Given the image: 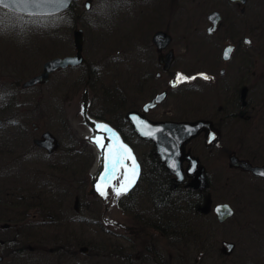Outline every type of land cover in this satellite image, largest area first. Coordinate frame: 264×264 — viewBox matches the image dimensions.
I'll return each mask as SVG.
<instances>
[{"label": "rangeland", "instance_id": "1", "mask_svg": "<svg viewBox=\"0 0 264 264\" xmlns=\"http://www.w3.org/2000/svg\"><path fill=\"white\" fill-rule=\"evenodd\" d=\"M83 1L77 0L78 5ZM144 1L106 0L103 5L109 10L98 17L95 14H99L97 12L102 4L92 5L91 23L98 24L99 28L89 29L87 24H90V18L82 16L78 27L84 32L83 55L90 67L111 65L120 62L126 51L132 53L137 40H140L137 46L140 47L147 44L154 31L165 30L171 38L168 48L173 51L174 65L170 70L173 76L177 79L178 74L185 72L187 77L195 78L187 79L188 90L183 96L180 92L185 81L177 79L173 94L154 114L157 120L209 121L212 128L218 131L217 146L210 151V155L201 145L202 133L189 143V147L202 162L205 173L216 175L215 184L209 189L208 208L227 202L234 211L233 216L222 224L214 223L212 218L210 253L200 264H264V183L228 167L225 155L233 151L245 158L248 157L247 151H258L257 154H263L261 160L264 162V0H246L241 14L240 7L232 5L229 8L224 0H177L178 16H175L176 8L173 5L172 18L169 17L168 22L165 11L160 14L149 10L147 6L140 7L142 9L137 16L134 7L137 8ZM149 11L157 17H152ZM211 11L220 14L221 27L215 34L206 35L205 15ZM71 25L72 22L65 15L43 19L22 18L0 10V226L15 227L13 224L19 222L15 221L16 214L26 215V210L27 221L37 224L28 230L30 236L27 239L6 243V247L0 246V255H6L0 264H97L93 251L84 257L76 250L81 246L101 244L90 224L101 215L100 202L107 207L102 216L116 221L120 218L110 194L122 183L123 173L126 168L130 169L132 160L125 159L124 166L115 164L114 175L103 190L106 195L100 196L101 201L97 199L98 196L91 192L98 188L99 179L91 175L96 161L94 148L97 146L86 138L92 132L81 114L83 85L76 84V79H80L79 72L56 73L44 85L24 90L20 88V83L36 75L46 60L72 53ZM81 25H86V28L83 29ZM243 37L248 38L247 46L241 41ZM230 42L238 43L239 49L232 53L234 58L228 65L214 63L222 46ZM244 53L250 66L246 78L242 84L238 83V87L245 90L246 98L257 113L254 117L250 111L241 117H225L233 109L225 107L220 85L227 79L219 81L217 71L221 67L227 69L235 64L237 66L240 61L238 56L240 59ZM106 67L112 73L103 79H112L117 83V70ZM199 74L209 77L206 85L200 82ZM157 85L168 90L167 86ZM96 88H87L85 113L91 120L103 122L90 116V113H98L99 95ZM128 90L124 94L130 99L133 96L131 86ZM140 103H129L128 109ZM245 115L250 116L245 118ZM42 132H49L59 144L64 143L68 136L84 143L91 151V166L86 167V163H82L75 170L70 166L68 170L47 169L45 154L32 144V140L38 139ZM148 149L146 145L136 147L135 152L130 149L135 162L136 156H145ZM96 150L101 152L106 170L105 153L100 148ZM77 181L81 183L77 185ZM79 185L83 186L84 193L77 198L76 188ZM6 192L15 194V199H12L15 203L11 206L7 203ZM31 192L33 195H30ZM47 198L50 201L46 205L50 217L46 218V224L38 225L40 218H37L34 210L46 208L43 203H46ZM52 210H56V213ZM10 218L13 221L11 223ZM51 219L55 220L54 223L48 224ZM125 222L128 223L127 220ZM112 231L120 233L117 229ZM1 233L4 237L13 235L12 231ZM72 237L74 240L78 238L83 244L75 247L70 258L65 249H72L66 245ZM227 242L234 245L233 251L229 256H220L218 251ZM155 245L158 250L159 245L164 248L161 239H156ZM164 250L173 254V249H168V246ZM114 260L100 261L118 264ZM182 264L188 262L182 261Z\"/></svg>", "mask_w": 264, "mask_h": 264}, {"label": "flooded vegetation", "instance_id": "2", "mask_svg": "<svg viewBox=\"0 0 264 264\" xmlns=\"http://www.w3.org/2000/svg\"><path fill=\"white\" fill-rule=\"evenodd\" d=\"M105 1L106 0L90 3V7L94 4H97V3L102 4L101 9L99 10V12H97L99 14H95L96 17L101 16V14H105L109 10V8H106V9L104 8L103 4L105 3ZM224 1L227 4V6H229V8L232 5L238 6V4H236V3H229L226 0H224ZM120 4H122V3H120ZM173 5H175V8H176L175 9L176 10L175 16H178L179 12H178L177 0H145L141 4H138L137 8L134 7V10L136 9L135 13L137 14V16H138V13L142 9V8L141 9H139V8L143 7V6H147V8H150L149 10H151V11H158L160 14L163 13V11H165L166 22H168V18L169 17L172 18L171 12H173ZM118 8H120V7H117V9ZM116 10H113V12ZM89 11H90V9H89ZM89 11H86V12H89ZM149 13L152 17H154V18L157 17L155 13H151L150 11H149ZM239 13L240 14L242 13L240 8H239ZM83 16H88V15H83ZM146 17H148V16H146ZM139 18H141V17H139ZM220 18H221V16H220ZM141 20L142 19H140V21ZM205 21H206V15H205ZM220 22H221V20H220ZM207 27H208V24H207ZM220 27H221V24L219 23L215 33L217 32V30ZM206 28L204 29V33H205ZM138 30L139 29H137V31ZM157 32H162L169 38L168 45L163 50H160V51H158L156 49V47L154 46V44L151 41L152 36ZM70 37H71V33H70ZM244 38H247V37H243L241 39L242 43H243ZM223 40H225V38ZM203 42H204V40H203ZM170 43H171V38L165 32L164 29H163V31L162 30H156L151 34L149 40H147V44H142V46L137 47L140 44V40H137L135 43L134 49L132 50L133 51L132 53L128 54L130 51H126V54H123L122 60L120 62L113 63L111 65L110 64L106 65V66L111 67L112 70H117V72L115 74H117L118 90L122 95L123 101L125 102L124 106L122 108V116H123L124 120H125L126 114L128 112H135V113H138L139 115L143 116L149 123H159V122H164V121L173 122L172 120H162V119L157 120V118H156L157 115L154 114V111L161 107V105L166 100V98L173 94V91L177 86V79H176V77L173 76V73L170 71L172 69V66L174 65L173 51L170 48H168ZM225 45H231L232 46L233 51L231 52L230 59L226 62H223L221 60V57H220V54H221V50H220V53L217 54V57H216V60L214 61V63L217 62L218 64L223 63L224 65H228L230 63L231 59L234 58V55L232 57V53L236 52L239 49L238 43H232V42L225 43L222 47H224ZM71 48H72L71 54L60 56V57L73 55L74 48H73L72 38H71ZM169 51H171V54H172L170 56L169 63H167V64L161 63L160 60L163 59ZM82 56L86 62L85 64H83L81 67H78V68L75 67L72 69H65L64 71H68L69 73H75L77 69L84 68L86 77H88V74H89L88 63H87V60L84 57V55H82ZM240 57L241 58L239 59V56H238V60H240V61L237 64V66H235L236 65L235 64L234 66L227 68L228 70L225 67H221L217 71V76H218L219 81H224L225 78L227 79V82L220 85V86H222V87H220L221 88L220 92H221V94L224 95V100H225V104H226L225 107L226 108L231 107L233 109L232 111L229 112L228 115H225V117L228 116L229 118H232L233 116L234 117L235 116L241 117L242 115L245 114V112H248V111H250V115H252V117H254V115L257 113L254 110V108L252 107L250 100L246 98L245 90L238 87V83L242 84L244 81V78H246L247 69H249V66H250V63L247 62L248 58L246 56V53L242 54V56H240ZM242 61H244V62H242ZM221 69L223 70L222 75H220L218 73ZM108 70H110V69L107 67V70L104 72V76L108 75L109 73H112V72H109ZM64 71H56L53 74L64 72ZM182 76L187 77L185 72H183ZM198 78L203 85H206L207 80L204 79L202 75L199 74ZM172 81H175V87H173V88H171L172 86H170V83ZM183 81H185V85L182 88V92H180L182 94L181 96H183L184 94H187V90H188V84H187L188 80L183 79ZM196 81H197V79H196ZM237 81H239V82H237ZM158 83L162 84L163 87L167 86L168 90L158 88V85H157ZM127 86L128 87L131 86V88H132L133 96H131L130 99L128 98V95L125 96V94H124V92L127 93L129 91ZM147 91L149 93H145ZM160 93H165V96L162 99V101L160 103H158L154 108L143 113L141 111L142 105L145 102L152 99L155 95L160 94ZM131 98H133V100H131ZM128 100H129V103H131V104L134 102L135 103L139 102V101L141 103L139 104V106L137 105V107L135 105H133L132 107H134V108L131 107L132 109H128V108H130L128 106V104H129ZM249 116L245 115V118H248ZM180 121H182V120H180ZM1 123H2V121H1ZM125 123L127 125L126 129L128 130V132H132V130L130 129V126L127 124L126 120H125ZM142 143L145 144L146 146H149V150H151L152 155H153V145L150 142H142ZM221 149L222 148H219V150H221ZM222 151H228V150L223 149ZM207 153L210 155L211 152H207ZM257 153H258V151L256 153L252 152V151L250 153V151H247L248 157H245V158L241 157V155H239V154L234 153L233 151H230L229 153H227L225 155L226 156L234 155L238 160L244 161L251 166H264V162H262V160H261V159H263L262 158L263 154H257ZM154 158H156V157H154ZM156 160L158 162L157 158H156ZM182 166H184V165H182ZM234 170L239 171L242 175H245V176L251 178L252 180L264 183V179H262V178L252 176L251 174L246 173V172H242L238 169H234ZM170 180L174 185L182 184L183 187H184V184L186 183V181H185L186 179L184 178L183 180L180 181V183L176 184L174 182V178L172 175H170ZM87 194H89V192H87ZM14 195L15 194H13V193H7V192L5 193V196L8 199L7 203L10 206L15 203V201L12 200V199H15ZM30 195H33V192H31ZM133 197H134V202L128 201L124 193H122L118 198V207L116 210L118 211V214L121 218V221L119 218V220L115 224L116 229L120 232V233L116 234V244H117L116 248H115L116 253H114V251L110 252L108 250H106V252L108 253L109 256L115 257V255H116L115 258H116V261L118 262V264H172L171 254H168L167 251L164 250L162 245H159V250L156 248V245H155L154 232H153V227H155V226L151 223V221L155 219V216H156L155 212H153L148 207V205L142 203V201H139L138 200L139 197L137 195H134ZM145 202H147V201L145 200ZM26 211L28 212V210H26ZM26 211L24 212L26 215L16 214L17 219L15 221H19V222H17V224H13V225H15V227L1 229V230L2 231H10V230H14V229H17L20 227L21 235H23V238L27 239L29 237L28 236V230H31L37 224L32 223V222L30 223L27 221V219H26L27 218V212ZM34 211L37 215V218H40V220L38 221L39 222L38 225L39 224L40 225L46 224L45 223L46 218H49L50 214L45 213L46 210L43 208H40V209L38 208V209H35ZM130 219H132V224H130V221H131ZM126 220L128 223L125 222ZM54 221L55 220L51 219V221H48V224H52V223H54ZM9 222L10 223L13 222L11 218H10ZM12 234H13L15 240L10 239V237H6V236L4 237L2 235V233H0V246L1 247H6V243L12 244V243L17 242L16 237H17V235H19L18 232L15 231ZM163 243H164V241H163ZM164 246H165V243H164ZM86 247L88 249L85 252L84 256H87L89 251L95 250V248L93 246L88 245ZM59 249H60V247L58 248V250ZM78 250H79V248H78ZM78 250H77V252H79ZM67 251H68V249H65V252H67ZM3 256H6L5 253L3 255H1L2 259H3ZM112 259H114V258H112Z\"/></svg>", "mask_w": 264, "mask_h": 264}, {"label": "trees", "instance_id": "3", "mask_svg": "<svg viewBox=\"0 0 264 264\" xmlns=\"http://www.w3.org/2000/svg\"><path fill=\"white\" fill-rule=\"evenodd\" d=\"M72 8H74V10L70 9L64 12L65 16H67L72 23L76 20L77 25L81 24L80 17L83 13V9L80 6L78 7L77 0H74ZM87 26L89 29L99 28L98 24L94 23L87 24ZM81 27L84 29L86 25H81ZM103 69L104 67L97 68L96 66H92L89 71L90 78L87 87H97V94L99 95L97 102L98 113L96 115L90 113V116L111 126L118 133L120 139L135 152L136 147L145 144L136 139L133 133L128 132L126 129L127 125L122 116V108L125 102L114 80L103 79V77H105ZM77 72H79L81 79H76L77 86L83 85V87H85L84 79L86 74L84 68L78 69ZM98 72H101V74ZM63 123L65 124V122ZM189 146L190 145L187 146V149H189L188 152L194 155L192 148ZM60 152L61 154H59ZM91 162L92 155L90 149L84 143L74 140L72 136H68L64 143L59 144L58 142V148L53 154L45 155L46 168L50 171H56L57 168L68 170L67 167L69 166L72 170H75L76 167L80 166L82 163H86V167L91 166ZM201 163L202 162H199L200 165ZM136 165L137 177H135V183L124 194L127 200L132 202H134L133 196L137 195L139 201L148 205V207L155 212V219L151 221L155 226L153 227L155 241L156 239H161L165 243L164 248H166L167 245L168 249H173V254H171L172 264H182V261L184 263L188 262V264L203 263L210 253V225H212V218L214 219L212 214V207L214 205L211 209L208 208V198L210 186L215 184L214 178H216V175L206 174L203 188L200 190H190L184 188L182 184L174 185L170 180V175L163 166L157 162L149 149L145 156H136ZM131 167L132 165L130 169ZM128 175L131 176V172H129ZM124 181L125 177L123 179V182ZM79 183L81 182L77 181V185ZM76 193L77 198L81 197L84 193L83 186L81 187V185H79L76 188ZM111 193L112 200L115 201V208L117 209L119 197L115 195V192ZM145 200L147 202H145ZM49 202L47 198L46 203H43L44 206H48ZM44 209L46 210L45 213H50L47 207ZM52 212L56 213V210H52ZM100 216L97 221L90 223L93 225L92 231H95L98 239L101 241L100 245H91L95 248L92 254L96 256L98 260L97 264L104 263L100 260H110L109 257L111 256H108L106 250L116 253L115 248L117 245L116 240L113 239L116 238V233L112 231V229H116V227L111 225L106 217L105 219L107 222L102 220ZM130 220V224H132V219ZM77 221L82 222L81 220ZM113 221L116 223V220ZM214 223L216 222L214 221ZM10 231L18 232L19 235L16 237L17 241L25 239L23 235H21L20 227ZM1 232L3 231H0V233ZM28 236H30V233H28ZM10 239L15 240L13 235ZM72 241L73 243H71ZM81 244H83L81 240H78V238L74 240L72 237L71 241H67L66 245L70 248H75ZM67 252L71 258V256H73L71 253L72 249ZM99 253L103 255H99ZM218 253L221 256L219 251ZM105 257L106 259H101Z\"/></svg>", "mask_w": 264, "mask_h": 264}, {"label": "water", "instance_id": "4", "mask_svg": "<svg viewBox=\"0 0 264 264\" xmlns=\"http://www.w3.org/2000/svg\"><path fill=\"white\" fill-rule=\"evenodd\" d=\"M230 3H237L240 6L245 4V0H227ZM72 0L66 4H58L55 2H50L42 5L39 8L29 7L25 11H21L18 8H9L0 6V10H4L9 13L16 14L21 17H50L57 15L70 8ZM85 10L88 9V3L84 4ZM243 10H241L242 12ZM207 21L209 22V28H207V34H211L215 31L218 22L220 21V15L213 11L207 14ZM212 29V31H210ZM72 41L74 47V54L69 57L63 58H54L48 61H45L40 69V72L21 83L22 89H28L35 87L37 85L45 84L48 81L49 76L56 70H63L65 68H73L78 65L84 64V59L81 55L82 43H83V34L80 29H74L72 31ZM152 43L158 51L163 50L169 43V38L162 32L155 33L151 38ZM245 44H249L247 39H244ZM229 46H225L221 51V59L227 61L228 59L224 58V51ZM232 48V47H231ZM171 51L161 59V63H169ZM223 70L219 71V74L222 75ZM170 86H174V81L170 83ZM165 93H160L155 95L150 101L146 102L142 106V111L145 113L149 109H152L155 105L160 103L164 98ZM86 90H84L81 103L83 109V119L87 125H101L99 122L92 121L85 116L86 111ZM126 119L130 124L135 135L144 141H149L153 144V154L158 158V161L164 166L168 173L174 177V182L179 183L182 180L183 173L190 177V181L185 185L186 187L194 190H200L203 186L204 176L202 169L198 168V162L196 159L190 157L187 154L182 152V147L184 144L188 143L191 139L195 138L200 132H204V145L206 147H212L218 140V133L213 129L209 122L198 120L191 123L187 122H161V123H149L144 117L140 116L138 113L129 112L126 114ZM1 124V120H0ZM98 137H104L102 141L104 144L113 145L114 140L108 139L111 137L113 132L106 131L104 133L94 131ZM106 133V134H105ZM150 133V134H149ZM105 134V135H104ZM32 144L45 151L46 154H50L57 147V143L54 138L48 133L44 132L40 135L39 139L32 140ZM106 153V158L108 162V167H111L110 162H112V154L108 148H103ZM181 161L187 163V167L184 172L181 169ZM228 166L233 168H238L241 171L250 173L251 175L264 179V166H251L248 163L238 160L234 155L228 157ZM175 164L176 167L173 168L171 165ZM113 168V165H112ZM111 173L107 171L105 176L100 179L99 186H103L104 183L108 180V177ZM227 205L231 209V215H221L217 212V208ZM224 209L221 207V212ZM212 213L214 215L215 221L218 224L223 223L224 221L230 219L233 216V210L227 203L217 204L213 207ZM7 225H1L0 228H6ZM234 245L230 242L222 244L220 248L221 254L224 256H229L233 251ZM87 248H80L79 252L85 254ZM1 261V257H0Z\"/></svg>", "mask_w": 264, "mask_h": 264}, {"label": "snow or ice", "instance_id": "5", "mask_svg": "<svg viewBox=\"0 0 264 264\" xmlns=\"http://www.w3.org/2000/svg\"><path fill=\"white\" fill-rule=\"evenodd\" d=\"M50 2H55L58 4H62L66 6V4L69 2V0H0V6L3 7H9V8H18L21 11L27 10L29 7H34V8H39L42 5ZM212 31V29H210ZM233 51L231 46H229L227 49L224 51V58L228 59L230 56V53ZM203 76L204 79H209L208 76L204 74H200ZM195 77H183L182 74H178L177 79L178 80H183V79H194ZM83 109H82V113ZM98 127L111 132V129L107 128L106 125H99ZM150 134V133H149ZM104 137H95L94 139H91L90 142H93L96 144L97 147L99 148H105L108 147L109 151L112 154V159L115 164H119L121 166L123 165V161L125 159H131L132 160V167L131 169L126 168V173H125V181L120 184L118 188H115V195L119 197L122 193L127 192L132 185L135 183V177L137 174V165L135 162V157L132 156L131 150L124 144L119 142V138L115 135V133L112 134L111 137H108V139L114 140L115 143L113 145H105L102 141L104 140ZM173 168L176 167L175 164L171 165ZM131 172V176L128 175V173ZM261 175H264V173H261ZM104 186H98V190H100L101 195H106V193L103 191ZM221 207L224 209L223 212H221ZM217 208V212L221 215H231V209L227 206H221Z\"/></svg>", "mask_w": 264, "mask_h": 264}, {"label": "bare ground", "instance_id": "6", "mask_svg": "<svg viewBox=\"0 0 264 264\" xmlns=\"http://www.w3.org/2000/svg\"><path fill=\"white\" fill-rule=\"evenodd\" d=\"M89 126H90V129H91L90 132H92L91 134H87L86 135V138H88L89 140L94 139L96 137V135L94 134L95 133L94 132L95 130H97L98 132H101V133H104L105 132L104 129L98 127L99 125H93V126L89 125ZM91 144H93V143H91ZM97 148H99V147H97ZM96 149L94 148L95 155H96V161H95V164H94V166H93V168L91 170V175L93 177L100 178L101 175H102V173H103V171L105 170L104 169L105 166H104V160L102 158L101 152L100 151H97Z\"/></svg>", "mask_w": 264, "mask_h": 264}]
</instances>
